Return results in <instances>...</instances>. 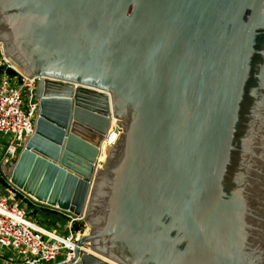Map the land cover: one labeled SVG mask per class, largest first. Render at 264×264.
Masks as SVG:
<instances>
[{
	"label": "water",
	"instance_id": "95a60500",
	"mask_svg": "<svg viewBox=\"0 0 264 264\" xmlns=\"http://www.w3.org/2000/svg\"><path fill=\"white\" fill-rule=\"evenodd\" d=\"M263 1L0 0L4 57L38 76L3 171L88 225L98 256L68 264H264Z\"/></svg>",
	"mask_w": 264,
	"mask_h": 264
},
{
	"label": "built area",
	"instance_id": "2783aa9c",
	"mask_svg": "<svg viewBox=\"0 0 264 264\" xmlns=\"http://www.w3.org/2000/svg\"><path fill=\"white\" fill-rule=\"evenodd\" d=\"M37 78L14 69L5 59L0 45V131L9 133L0 156V247L15 250L25 264L75 263L80 252L92 253L87 242L77 243L86 234L82 219L36 201L11 184L2 167L15 158L22 139L33 131L38 106L34 91ZM110 117L100 139L106 143H114L120 133L117 123L110 124ZM98 153L95 167L101 166L104 160L98 158ZM40 208L58 213L60 219L47 223L39 213ZM76 221H81V225L75 228L73 224ZM75 248L78 252L76 257Z\"/></svg>",
	"mask_w": 264,
	"mask_h": 264
},
{
	"label": "rangeland",
	"instance_id": "374dc122",
	"mask_svg": "<svg viewBox=\"0 0 264 264\" xmlns=\"http://www.w3.org/2000/svg\"><path fill=\"white\" fill-rule=\"evenodd\" d=\"M0 45H1V43H0ZM8 137H9V133H3L0 131V156L2 154L4 143L6 142ZM104 156H105V154H104V150H103V154H102L101 158H104ZM51 212H53V213L48 212V214H47V216L49 218L56 216L57 219H60V216L58 213H55L54 211H51ZM82 222H83L82 227L85 228L86 232H87L88 225L83 220H82ZM88 249L90 250L89 247H88ZM2 261L6 262V264H25L23 262L22 258L18 255V253L15 250H10L9 247H6V246L0 247V264Z\"/></svg>",
	"mask_w": 264,
	"mask_h": 264
},
{
	"label": "bare ground",
	"instance_id": "6f19581e",
	"mask_svg": "<svg viewBox=\"0 0 264 264\" xmlns=\"http://www.w3.org/2000/svg\"><path fill=\"white\" fill-rule=\"evenodd\" d=\"M5 59L7 60V61H9L6 57H5ZM9 63H10V65L12 66V67H14L16 70H19V71H22V70H20L17 66H15L11 61H9ZM111 122H113V123H117V120L113 117V116H111L110 117V124H111ZM112 137V134L110 135V138ZM105 144H106V142H104L103 140H101L100 141V147H99V153H98V158L100 159L101 158V156H102V154H103V150H104V146H105ZM104 154H105V151H104ZM105 157V156H104ZM88 248V247H87ZM90 251H91V249H90ZM93 252V251H92ZM93 254H95L96 256H98L95 252H93ZM109 262H111V264H118V263H115V262H112V261H109Z\"/></svg>",
	"mask_w": 264,
	"mask_h": 264
},
{
	"label": "trees",
	"instance_id": "16d2710c",
	"mask_svg": "<svg viewBox=\"0 0 264 264\" xmlns=\"http://www.w3.org/2000/svg\"><path fill=\"white\" fill-rule=\"evenodd\" d=\"M8 70H9V71H12L11 69H8ZM48 212H49V213H53V212H51V210H48V209H46V208H40V210H39L40 215H41L43 218L46 219L47 223H52V222H53L55 219H57V218H56V216H55V217H51V218H49V217L47 216ZM59 216H61V215H59ZM79 225H81V221H76V222H74V224H73V226H74L75 228L78 227Z\"/></svg>",
	"mask_w": 264,
	"mask_h": 264
}]
</instances>
